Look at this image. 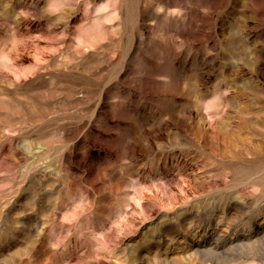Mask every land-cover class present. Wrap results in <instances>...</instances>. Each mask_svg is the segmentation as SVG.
<instances>
[{"label":"rangeland","instance_id":"rangeland-1","mask_svg":"<svg viewBox=\"0 0 264 264\" xmlns=\"http://www.w3.org/2000/svg\"><path fill=\"white\" fill-rule=\"evenodd\" d=\"M0 264H264V0H0Z\"/></svg>","mask_w":264,"mask_h":264},{"label":"bare ground","instance_id":"bare-ground-1","mask_svg":"<svg viewBox=\"0 0 264 264\" xmlns=\"http://www.w3.org/2000/svg\"><path fill=\"white\" fill-rule=\"evenodd\" d=\"M234 144H235V143L232 142V143H231V146L234 145ZM237 147H239V146H237ZM235 148H236V147H235ZM235 148H234V149H235ZM239 149H240V148H239ZM235 151H237V150H235ZM238 154H239V153H238ZM240 155H241V154H240ZM235 157L238 158L237 156H235ZM238 159H239V158H238ZM235 160H236V159H235Z\"/></svg>","mask_w":264,"mask_h":264}]
</instances>
